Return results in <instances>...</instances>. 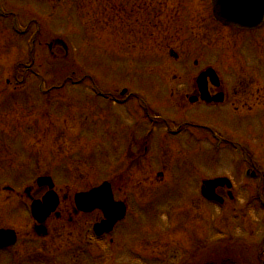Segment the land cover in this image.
Instances as JSON below:
<instances>
[{
    "label": "rangeland",
    "instance_id": "374dc122",
    "mask_svg": "<svg viewBox=\"0 0 264 264\" xmlns=\"http://www.w3.org/2000/svg\"><path fill=\"white\" fill-rule=\"evenodd\" d=\"M209 1L0 0V225L29 224L4 213L38 176L66 210L110 181L127 216L100 241L96 213L54 217L40 240L57 264L81 234L86 264H264V30L219 27ZM207 67L231 99L189 108ZM219 176L224 205L200 190Z\"/></svg>",
    "mask_w": 264,
    "mask_h": 264
},
{
    "label": "flooded vegetation",
    "instance_id": "af4514ba",
    "mask_svg": "<svg viewBox=\"0 0 264 264\" xmlns=\"http://www.w3.org/2000/svg\"><path fill=\"white\" fill-rule=\"evenodd\" d=\"M199 1H203V0H199ZM209 2H211L213 4L214 0H210ZM175 9H177V8H175ZM212 14H213V11H212ZM215 22H216V25H218L219 27H223L226 29H233V31H235L237 33H242V34H249L250 35V34H254V33H260L264 30V25H262L259 28H255V29H239L236 27L225 26L222 23H220L219 21H215ZM197 78H198V75L196 76V78H194L195 81L193 82V84L191 86L192 90L186 92L185 96H184L185 102H187V100H188L192 104L189 108L194 107L196 105L202 106L201 104H207L208 106H210V109L213 108V110H215L219 106H222L226 102H229V100L231 99V96L229 94L230 89L227 88V85L225 84V82L221 78V75H219L220 83L218 85L213 84L210 81V79L208 78V80H209L208 90H209V93L211 94V96L217 95L218 93H223L222 99L219 101L212 99V101L207 102L201 98L199 85L197 84ZM250 79L252 80V78H250ZM254 82H256V81H253L252 83H254ZM249 88H250V85H246L243 88H241V90L236 89L235 94L239 95V97H240V96H244V95L253 93ZM256 92H261V87H259L256 90ZM173 93H175V91H173ZM191 96L196 97L194 102H191V100H190ZM252 108L253 107H247V110H251ZM217 111H219V110H217ZM180 125L178 126L179 131L182 129V127H181L182 125L181 126ZM156 174H163V172H157ZM255 174H257V173H255ZM41 189H42V187H40V186H38V191H37V189L35 190V188H24L23 189L24 193H22V195L20 196L21 201L18 200L19 201L18 204L17 203L14 204V206H15V208H17V210L15 208L11 209V210L7 209V211L4 214H7L11 218H15L17 216L20 219L21 215L19 214V212L22 211V213H24L23 214L24 223L25 222L28 223L26 220V207H27L28 203L26 205V201H28L30 204L33 199H41L43 194L48 190V188L46 187L44 193L41 192ZM2 190L7 191V189L3 188V187H2ZM218 190H220V189H218ZM12 191H14L13 188H12ZM17 194L20 195V193H17ZM118 199L124 200L127 203V207H129L128 206L129 200L127 197H125V198L118 197ZM61 202H62V198L60 196V204L57 208V211L52 213L47 218V220L42 224L38 220H36L33 215H31L30 219H29V224L26 226L22 225L21 219H20L21 222L17 225H14V226L13 225H0V228L13 229V230H15V233H16V241L13 245H9V246L0 248V253H2L8 259L7 264H57V261L53 260L54 257H50L48 255L50 253V251L42 250V246L44 243H43V241L41 242V240H40V239H46L51 234L49 226H50V222L53 220L54 217L62 220L64 218H61V217H64V215L67 214L70 217L67 219L68 222L74 223V218H73L74 215H78V214L89 215V214H95L96 213L98 215V218L95 220L94 224L103 220V218H104V215H103L101 210H95V211L90 212V213L82 212V211H79L74 204L70 205L72 207V210H70L71 208H68L67 210L61 209V205H62ZM27 210H28V208H27ZM127 210H129V209L127 208ZM94 224L92 226V232L95 236L94 229H93ZM89 230H90V228H89ZM89 230H88V232H89ZM81 235L79 236L80 242L79 241L76 242L75 245L70 244V246L68 247V248L72 249L75 246V249H73L71 252H68L70 254V258H71V264H86V261L89 259L88 250H87L86 246L89 245V243H91V242H89L90 240L87 237V240H85L86 243L84 244V242H82L83 235L82 236ZM87 236H89V235H87ZM107 236H108V234L105 233L102 237L106 238ZM97 241H100V240H97ZM112 241H113V239H112ZM37 243H39V244L36 245ZM15 259H17V261H15Z\"/></svg>",
    "mask_w": 264,
    "mask_h": 264
},
{
    "label": "water",
    "instance_id": "95a60500",
    "mask_svg": "<svg viewBox=\"0 0 264 264\" xmlns=\"http://www.w3.org/2000/svg\"><path fill=\"white\" fill-rule=\"evenodd\" d=\"M218 5L220 7L219 19L227 24L241 28H250L261 25L264 22V0H219ZM208 76H211L213 82H218L217 73L213 68H208L200 74L198 83L202 91V98L204 99H209L210 96L206 86ZM216 97L218 99L220 96ZM38 182L40 185L54 187V182L49 176L40 177ZM219 186L231 188L232 182L228 177H216L204 180L202 186L203 196L211 201L223 202L224 198L216 192ZM229 195L232 197L231 191H229ZM75 198L77 206L81 210L92 211L96 208L103 210L105 220L95 226V231L98 234L112 230L117 221L125 217L126 205L123 201L115 200L111 183L108 181L89 191L78 192ZM58 203L59 197L52 189L44 196L42 203H38L36 208L33 209L34 214L43 221L56 209ZM14 241L13 230L0 229V247L12 244Z\"/></svg>",
    "mask_w": 264,
    "mask_h": 264
}]
</instances>
